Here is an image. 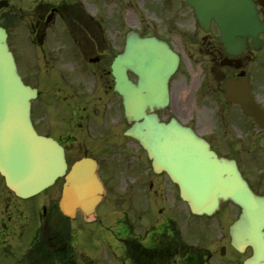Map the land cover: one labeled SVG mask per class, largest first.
<instances>
[{
  "label": "flooded vegetation",
  "instance_id": "obj_1",
  "mask_svg": "<svg viewBox=\"0 0 264 264\" xmlns=\"http://www.w3.org/2000/svg\"><path fill=\"white\" fill-rule=\"evenodd\" d=\"M138 1L0 0V26L7 30L19 73L38 91L32 104L34 126L64 147L69 165L96 157L106 194L96 208L94 223L99 229L117 228V240L132 244L134 264H167L173 257L176 264H243L252 250L242 255L232 247L234 221L207 223L208 228L200 224L187 228L184 235L179 187L167 173H156L152 165L146 168L142 155L136 163L130 160L131 143L139 142L124 135L123 99L114 89L112 66L137 34L165 41L180 57L178 73L188 59L205 64L203 82L211 83L217 93L220 122L229 125L232 140L216 136L213 119L189 117L182 85L160 115L165 120L176 117L206 138L220 156L236 159L252 190L264 196V128L226 100L223 81L216 80L220 74L239 78L244 72L264 111V61L252 66L254 48L249 38L239 57L229 56L217 26L201 28L186 0H161L153 10L166 17L165 26L146 31L139 27ZM254 1L264 19V0ZM173 19L178 28L172 27ZM260 38L263 49L264 36ZM225 58L240 59L241 67L236 68L235 62L222 64ZM127 74L137 81L132 70ZM174 93L171 90L172 97ZM40 195L16 196L0 175V264H100L98 254L78 251L79 238L74 234L88 221L80 211L74 220L64 217L62 188ZM226 212L237 219L241 208L226 202L219 216Z\"/></svg>",
  "mask_w": 264,
  "mask_h": 264
},
{
  "label": "water",
  "instance_id": "obj_2",
  "mask_svg": "<svg viewBox=\"0 0 264 264\" xmlns=\"http://www.w3.org/2000/svg\"><path fill=\"white\" fill-rule=\"evenodd\" d=\"M187 1L203 28L208 29L212 21L219 26L228 53L242 51L240 37H253L259 45L264 21L259 20L253 0ZM178 65L179 57L154 37L132 40L126 54L115 60V89L123 97L128 121L134 122L126 134L141 142L158 171H167L180 185L194 213L210 215L222 200L239 204L243 212L233 228V245L239 250L252 246L253 256L245 264H264V198L250 190L234 161L219 158L191 128L176 119L162 122L155 112L169 104V82ZM127 69L137 74V83L129 80ZM224 88L229 100L264 126V113L245 80L229 78ZM35 97L36 91L21 80L7 33L0 27V172L8 186L23 197L52 185L67 169L63 149L53 139L39 135L32 125L30 110ZM100 188L89 161L77 163L66 179L65 213L71 214L74 202L89 209Z\"/></svg>",
  "mask_w": 264,
  "mask_h": 264
},
{
  "label": "rangeland",
  "instance_id": "obj_3",
  "mask_svg": "<svg viewBox=\"0 0 264 264\" xmlns=\"http://www.w3.org/2000/svg\"><path fill=\"white\" fill-rule=\"evenodd\" d=\"M153 1H155V4L153 3L152 7H155V5L159 4L161 0H139L137 2V12L139 14L140 20L139 27L149 32L159 31L165 25L164 19L161 18L158 13L155 14L154 10H150L149 5L150 2ZM174 2H176V0H174ZM110 11H112V9H110ZM173 27L178 28L179 25L174 24ZM252 59V66L260 65L259 61H264V49L262 51L254 53ZM204 65L205 64H197L189 59L184 62L182 67V73L178 74L171 84L172 91H175L172 97V101H174V96L177 92L176 89L182 85L185 88L184 110L188 112L189 117L194 114L196 117H202L212 120L213 118L216 119L215 110H217L218 103L215 100V95L217 93L214 91L212 84H203L202 82L203 77L206 74L205 71L202 72L204 70ZM214 122L216 123V121ZM229 128V125L225 124L224 126L221 123H218L216 127V136L225 138L226 140H232L233 134L228 131ZM259 132L260 131H258L257 134H259ZM130 160L133 161V158L130 157ZM58 186L59 185L55 186L53 189H50V191H48L49 194H52L57 191ZM117 210H120V208H115V215L119 214L118 212H116ZM224 217L225 218H221L222 221H232L234 219V216H232L231 212H226ZM203 219L204 223H202V226L204 224H207L208 222H214L215 220H219V217L216 216L209 219ZM187 220L189 223H184V226L188 229H196L197 227H199L198 225H200L201 222L199 220L193 219L192 221L190 219ZM185 221L186 218H184V222ZM187 232L189 231L187 230L186 233ZM128 234L132 236L131 232H129ZM209 235H211V233H209ZM123 243L124 245L118 248L116 241L108 237L105 230H99L98 223H96L94 225L85 224V228H83V231L81 233L78 246L81 250H85L90 253V255L98 254L100 259L107 260L110 264H130V260H134V258L132 259L131 252L133 250L132 245H129V243L125 241ZM119 253H122L124 258L118 257ZM116 260H120V263ZM125 260H128V263Z\"/></svg>",
  "mask_w": 264,
  "mask_h": 264
}]
</instances>
